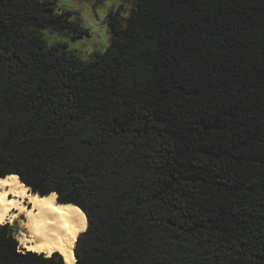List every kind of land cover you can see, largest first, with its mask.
<instances>
[{"label":"trees","instance_id":"16d2710c","mask_svg":"<svg viewBox=\"0 0 264 264\" xmlns=\"http://www.w3.org/2000/svg\"><path fill=\"white\" fill-rule=\"evenodd\" d=\"M57 1L0 0V177L84 211L76 264H264V0H136L87 61Z\"/></svg>","mask_w":264,"mask_h":264},{"label":"bare ground","instance_id":"6f19581e","mask_svg":"<svg viewBox=\"0 0 264 264\" xmlns=\"http://www.w3.org/2000/svg\"><path fill=\"white\" fill-rule=\"evenodd\" d=\"M19 217L24 248L48 255L58 251L65 264H76L75 244L88 227L79 206L59 202L55 192H34L16 174L0 177V226Z\"/></svg>","mask_w":264,"mask_h":264},{"label":"rangeland","instance_id":"374dc122","mask_svg":"<svg viewBox=\"0 0 264 264\" xmlns=\"http://www.w3.org/2000/svg\"><path fill=\"white\" fill-rule=\"evenodd\" d=\"M135 3L136 0H58L57 7L72 11V18L77 20L89 33L82 37L72 38L69 30L55 31L46 28L42 32L50 44L57 41L65 42L70 53L80 60L87 61L96 52L105 51L111 43L112 32L107 20L110 12L119 9L123 16H127ZM21 220L22 218L19 217L14 222H6L3 225H6L18 240L19 249L27 250L19 240L23 233ZM44 254L50 256L47 253Z\"/></svg>","mask_w":264,"mask_h":264},{"label":"water","instance_id":"95a60500","mask_svg":"<svg viewBox=\"0 0 264 264\" xmlns=\"http://www.w3.org/2000/svg\"><path fill=\"white\" fill-rule=\"evenodd\" d=\"M17 175V174H16ZM20 179V178H19ZM21 180V179H20ZM23 182V181H22ZM30 187V186H29Z\"/></svg>","mask_w":264,"mask_h":264}]
</instances>
